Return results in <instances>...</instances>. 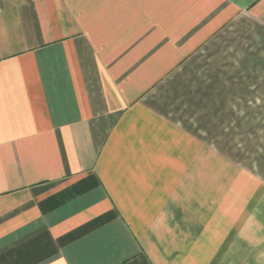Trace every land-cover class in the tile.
Here are the masks:
<instances>
[{
	"label": "crops",
	"instance_id": "1",
	"mask_svg": "<svg viewBox=\"0 0 264 264\" xmlns=\"http://www.w3.org/2000/svg\"><path fill=\"white\" fill-rule=\"evenodd\" d=\"M257 125L264 0H0V264H262Z\"/></svg>",
	"mask_w": 264,
	"mask_h": 264
},
{
	"label": "rangeland",
	"instance_id": "2",
	"mask_svg": "<svg viewBox=\"0 0 264 264\" xmlns=\"http://www.w3.org/2000/svg\"><path fill=\"white\" fill-rule=\"evenodd\" d=\"M250 136H251L250 140L235 142L236 143L235 152H240L243 155L241 157H238L239 160L244 161L250 167L258 171L260 174L264 175V125L251 126ZM188 224L189 223H187V226ZM223 232H225V230ZM228 239H229L228 237L219 236L218 238L219 247L217 251L214 253H211L210 247H208L207 252H205L206 254H203L204 252L199 253L192 251L189 252L187 256L196 259L198 264H246L244 263L243 253L231 251L234 248H238V246L228 244V241L230 240ZM186 240L193 242L194 238L188 237L186 238ZM194 244L210 245L211 238L210 237L196 238ZM192 249H194V247ZM258 263L259 262L257 260L253 261V256H252L250 264H258ZM262 264H264V260Z\"/></svg>",
	"mask_w": 264,
	"mask_h": 264
}]
</instances>
